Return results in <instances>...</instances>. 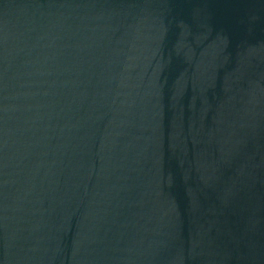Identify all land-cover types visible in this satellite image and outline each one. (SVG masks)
<instances>
[{"label":"water","instance_id":"1","mask_svg":"<svg viewBox=\"0 0 264 264\" xmlns=\"http://www.w3.org/2000/svg\"><path fill=\"white\" fill-rule=\"evenodd\" d=\"M0 264H264V0H0Z\"/></svg>","mask_w":264,"mask_h":264}]
</instances>
